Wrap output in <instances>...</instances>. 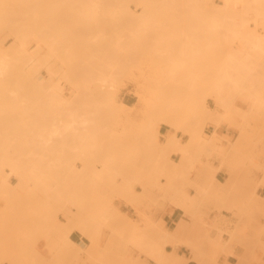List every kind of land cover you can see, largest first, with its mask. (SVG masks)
I'll list each match as a JSON object with an SVG mask.
<instances>
[{
    "label": "rangeland",
    "instance_id": "rangeland-1",
    "mask_svg": "<svg viewBox=\"0 0 264 264\" xmlns=\"http://www.w3.org/2000/svg\"><path fill=\"white\" fill-rule=\"evenodd\" d=\"M94 1L98 4L94 5L96 8L93 6L95 11L94 8L89 9L94 11L95 15L98 14L96 18L99 22L98 25L97 21L95 23L93 21V12H91V19L84 16L90 15L89 9L86 11V14L83 15L78 7V10L76 9L74 13L72 9L73 7H76L74 2H68L64 7L61 6L63 8H61L56 15V20H58V17L60 16H58V14H62V17H59L60 21L53 20V24L49 19H46L44 22L41 20H44L47 16H41L40 26H38L39 22L34 23L37 37L44 42L41 43L42 48L36 50L40 55L38 63L40 64L41 60H43V62L51 60L50 63L46 62L45 64H52L60 72V74L58 73V81L68 103L63 105H46L45 103L43 105L42 102L40 104L37 103L39 104L37 107L39 110L38 112L36 109L37 101L35 100L37 97L33 93V98L35 96V99H33L35 103L32 105L33 100L31 94H29L30 87L27 90L28 92L26 91V94L24 92V95L26 96L20 94V92L22 93L27 89H25V87H27L26 84L28 81L23 83L26 80V78H24L26 75L23 77L25 80L22 81V87L25 84L23 88L19 87L22 83L20 77H17L20 81L18 83L20 84L17 85L16 80H9V83L7 81V85L10 86L9 90L6 88L7 85L0 89V94L1 91H3V95L1 94L3 97L4 93L8 91L9 93L15 92L14 99H17L19 93V100H16V102L18 103L19 101V103L17 106L14 103V109L10 107L12 106L10 105L12 103H10L9 106L7 105L10 101L7 102V107L0 103L2 109L6 110L10 107L9 114L14 110L13 118L11 117L13 112L10 116L8 115L9 118L11 117L10 120L6 114L3 116L2 109H0V121H5L4 123L0 122V126L2 124V127H0L2 128L0 129V143L5 146L2 148L0 145L2 148H0V156L2 155L1 157H4L7 153L8 156H12V158L15 159L13 162L16 163V166H14L15 173L11 171L9 166H0V176H6L8 180L4 183V191L0 193V264H121V262L122 264H127V262L130 264H139L141 262L140 256L142 255L144 261L145 258H149L156 262L148 252L141 251L136 246L128 243L125 239L128 238L126 234L130 235L132 233L131 226L133 227L137 224L136 226L140 229H138L140 232L143 231L149 236L161 241V239H159L160 236L155 232L157 230L155 228L157 225L155 220L152 219L151 221L143 208L150 207L152 203L156 202L158 197L167 199L171 196L165 194L164 191L160 189L161 187L158 188V186L161 185V180H164V182L167 181L165 178L167 177V172H171L176 176L177 168L173 163V159L179 161V163L182 161L181 153H179L180 157L179 160H177L173 157L174 155H172L174 154L173 149L166 148L167 151L165 152L166 149L164 144L161 143L166 139L164 132L168 130L169 127L164 124L154 127L153 125H155V123H153V125L149 126L146 130L139 132L138 126L142 123L141 121L145 119V111H148L145 100L149 95L144 81L145 76L152 65L155 66V64H157L156 66H158V68L160 67V70L162 69L160 71L161 74L156 77V79H162L161 84L159 85L161 95H170L175 102L174 106H168V108H166L168 114L176 115V105L179 103L177 101H179V98H185V103H189V111L191 112L192 120L195 121L202 118L204 129L207 126L213 125L214 128L212 132H214L217 131V128L222 122H225L228 125L237 128L239 134L241 127L244 125L246 136L242 138L237 146L239 148L237 151L235 150L234 154L242 153L241 157H243L244 160L246 159L245 162L249 161L254 164L256 163L253 156L255 151H258L259 156L264 157V106L259 110H256V108L253 109L251 115L243 121L244 118L242 114L246 110L247 103L240 97H234V101L232 100L233 102L231 105H227L226 109H224L214 102L215 100L212 96H207L206 104L212 109V116L205 114V110L199 102L200 93L204 92V87L210 85L215 86L217 83L215 75L210 70L209 64L213 61L225 60L226 52L228 51V48L226 49V47L227 45L229 46L232 38L233 43H230L233 48L232 50L239 48L241 41L238 38L234 39L233 36L237 35V32L250 33L254 32V30L258 34H264V25H261L264 24V21H262L264 20V4H262L264 3V0H262L260 4L252 3V0H246L247 3L245 0H242L244 1L242 3L240 1L235 2L232 0L229 3L230 5L228 4L229 6L225 5L224 0H143L142 3H139V0H121L119 2L113 1L112 5L105 4L108 8L104 7L105 5L101 3L102 0ZM162 1H166L168 4H162ZM242 4L249 8H245ZM65 7L69 10V13L66 12V9V11L63 10ZM101 7L102 10H99ZM103 7L106 9H103ZM83 13L85 12L83 11ZM101 14L103 15V18ZM88 19L91 22L93 21L94 25L91 23L92 26H90L88 21H86ZM36 20H39V18ZM61 20L63 23L60 24ZM67 20L71 23L67 22ZM48 21L50 22L48 23ZM78 22H82L85 25L79 24ZM42 23L49 25L48 28L53 30H50L52 34L46 24L44 27ZM60 25H63L65 28L64 30L62 29V32ZM82 25L85 27L86 25L89 26L84 28ZM74 26L76 29L75 35L73 31ZM228 26H232L230 27V30ZM47 29L48 32H46ZM85 31L88 32V35H86ZM93 32L95 35L94 38L92 37ZM96 32H98L97 37ZM4 33H8V31H5ZM12 33L10 31V34H3L2 39H4L2 41L4 48L6 47L5 49H10V46L17 42L14 38V33ZM79 33L81 34L79 35ZM42 34L44 35L42 36ZM77 34L81 39L78 38L79 36H77ZM89 35L91 36L90 38H88ZM53 37L55 38L54 49L52 51L47 47L45 41L47 42L48 40L49 43V40L53 39ZM42 38H45L44 41ZM91 39H94L92 41L93 43L91 42ZM95 39L98 40L95 41ZM77 40L79 41L78 43ZM85 40L87 43H85L86 48H84L85 46L83 44ZM82 41L84 42L82 43ZM27 43L30 48L35 46L34 40H32L31 37L27 38ZM223 43L225 45H223ZM58 47L64 49V52L62 51L64 54L61 53V50L60 52L58 51ZM81 47L84 50H82ZM184 48L186 49L184 50ZM49 49L50 52L48 51ZM65 49L67 51H65ZM40 50H42V52ZM51 51L54 54L60 53V56H53ZM246 51L244 58L246 62L256 63L260 66L264 64V55H260L257 50L254 51L252 48H247ZM41 53H43V55H41ZM84 54L86 56H84ZM74 55L76 57H74L72 61ZM70 56L72 57L68 60L67 58ZM49 57L52 58L50 59ZM74 60L75 62H77V60L78 62L81 61V63L77 62V64H73ZM90 60L92 61L91 63L89 62ZM70 63H72V65ZM60 64L61 68L59 66ZM126 65L129 67L128 69ZM165 65L169 66V73L167 68H161L165 67ZM173 65H177L178 67ZM40 66L39 72L46 75V65H42L43 67ZM66 66H68V68ZM85 66H90V68L88 67L90 71ZM185 67L187 68L184 71ZM112 69H116V71L117 69L118 71L122 70L121 72L123 73L121 77L123 78V81L116 93L115 101L117 99V105L120 102H123L131 106L128 108L125 107L127 108L125 109L126 113L128 112L130 115V120L132 119V121L128 123V126L127 124L125 125V123H127V121H125L126 113L125 115L123 113L122 121H119L117 125L114 124L112 117L109 115L111 107L106 105L103 100L102 103L100 98V100H97L98 96L94 94L95 85L92 84L93 82L91 81L92 75L95 76L98 73H107ZM188 70L193 73L190 75ZM59 75H61V77ZM11 76L16 77L17 75ZM90 76L91 79L89 78V80L88 77ZM84 77L85 80L83 79ZM181 79H186L187 81H181ZM30 80L31 79H29V81ZM87 80H89V84ZM15 81L16 84L14 83ZM228 81L230 80H224L223 83L231 89V81ZM30 82H33V79ZM85 83L88 84V87L85 86ZM16 86L22 89V91H20L19 88L18 90ZM33 87L35 88V86ZM151 87L155 88V85L152 83ZM79 88L80 90L78 92ZM83 92L85 97L83 96ZM9 93L7 98H9ZM10 95L13 97V94ZM27 95L31 97L32 101L28 99L29 97L25 98ZM90 96L92 97L91 100ZM22 97H24L23 100ZM83 98L88 99L81 101ZM25 99L28 100V105L26 104L27 102L25 103ZM196 99H198V102H196ZM0 100H3V98H0ZM6 101L7 100L4 98L3 103L5 104ZM87 101L89 102L88 104H86ZM38 102H40L39 99ZM79 103H81V105ZM29 105H31V107H29ZM105 105L106 107H104ZM23 106H27V108ZM59 106H61V108ZM97 106L102 108L105 112L101 111L99 108L100 112ZM30 108L32 113L29 111ZM104 108L107 109L105 110ZM25 109L29 110H26L27 112H25ZM43 111L44 115L42 116ZM74 111H77L76 116L78 119L76 118ZM222 111L227 113V115L225 113L222 115ZM15 112H17V114H15ZM71 112H74L75 122L73 119L72 121L70 119L71 115L68 113ZM26 113H28L29 116ZM79 113H82V115L84 114V116L79 118ZM21 115L22 117L25 116L22 118ZM160 118H162V116ZM68 119L70 120L71 125L68 122ZM11 121L13 122V125ZM53 121H55V125L58 127L62 123V127H59V130L57 128L59 131H56L57 134L55 133L54 135H51L50 130ZM56 121L58 122L57 124ZM6 123L9 124V127ZM72 124L74 126H72ZM124 125L125 127H128L126 133L123 132L125 129L123 127ZM49 126L50 128H48ZM78 126H81V129L75 128ZM109 126L115 128V136L108 131ZM7 127L8 129H6ZM9 128L11 131H9ZM39 128H41V130ZM90 128H92L91 131H89ZM97 128H99L98 131ZM68 129L71 133L75 129V132L71 134L67 131ZM45 130L48 131L45 133ZM100 130L101 132H99ZM78 131L80 132L78 133ZM176 132L180 141L183 142L187 136L181 130ZM12 133H14V138L10 136ZM41 134H43L45 138L48 135V139L50 138L49 140L51 141L47 142L48 140H45V138L43 139ZM77 134H79V136H77ZM152 134L155 135L153 138ZM35 135L38 136L37 141ZM237 137L234 141L229 142V145L227 146L222 141V135L217 131L214 135L215 139H219L217 145L210 140L209 142H206L204 152L200 154V158L195 162L202 163L203 157L209 158L212 155L224 157L227 154H233L232 145ZM41 141L43 143L45 142L42 148L41 146L43 143H41ZM5 142H7V144ZM197 150L198 149H193L192 152L197 153ZM1 151L4 152L2 153ZM156 158L158 159L156 160ZM155 160H159L158 162L160 165ZM207 162L209 161H205V165L209 167V174L213 177L215 168H213L210 162ZM163 163L165 164L163 165ZM151 164H153V166H151ZM258 165L262 166L264 163L260 162ZM155 167L158 168V170ZM160 168L161 170L163 168V172L161 170L159 171ZM193 168L194 167H192V169ZM178 169L182 171L181 167ZM146 177L149 180H146ZM176 177H178V175ZM142 179L145 181H142ZM187 184L188 183L185 184V189ZM135 186L141 187L142 191L135 190ZM133 188L136 192L132 190L131 195L129 189ZM133 191L135 194H133ZM237 191L240 192L241 190L239 189ZM237 191L234 196L237 195V199L239 198L243 200L240 204V206H242L244 203L242 209L243 212L247 210L251 211L250 205L246 202L247 199L249 202H253V197H249L250 194L248 192L250 191L246 192V190H243L240 193ZM151 192H155L157 196L155 195L154 197H151ZM243 192H246L247 195ZM136 193L138 194L137 196H135ZM142 194L146 199L143 198L144 196L142 197ZM241 194L243 197L239 196ZM215 198L218 201H225L222 194H219V197L218 195L215 196ZM108 200L109 202H107ZM115 200H123L132 205L135 214L139 219L131 220L118 208L115 212L116 206L115 204L113 205ZM140 204H144V207H139ZM111 205H113L115 209L112 208ZM221 205L224 206V204H217L218 207ZM232 206L239 205L235 204ZM118 210L119 213L121 212L120 216ZM127 217L134 225L130 224L129 220H127L128 222L126 221L125 218ZM152 223L155 224L153 225ZM243 225L236 226L232 231L226 230L230 234L228 237L229 241L234 238L235 232H240L242 230L244 227ZM153 227L156 230H154ZM255 228V230L259 232V236H264V224L261 225L258 221V225ZM129 229L131 233L129 232ZM73 230H77L87 239V242L80 244L71 239L70 233ZM125 231L128 232L124 233ZM219 232L220 233L216 235L217 237H212L209 240L211 241V244L212 239L215 240V238H217L216 240H220L219 242L221 243L222 237L220 235L222 233L221 231ZM180 241L181 240H167L161 242L164 246H174L173 244H179ZM181 242L183 243V241ZM212 245L214 246V244ZM43 248H46V250H43ZM165 259L166 263L169 257H166ZM180 259H183V256H181ZM200 264L207 263L200 262Z\"/></svg>",
    "mask_w": 264,
    "mask_h": 264
},
{
    "label": "bare ground",
    "instance_id": "bare-ground-1",
    "mask_svg": "<svg viewBox=\"0 0 264 264\" xmlns=\"http://www.w3.org/2000/svg\"><path fill=\"white\" fill-rule=\"evenodd\" d=\"M113 1H115V2H119V1H121V0H102L101 1V3H103L104 5L105 4H109V5H112V3H113ZM232 0H224V3H225V5H228L230 2H231ZM235 2L236 1H240L241 3L242 2H244V1H242V0H234ZM233 1V2H234ZM248 1V0H247ZM68 2H74L75 4L74 5H76V7H73L72 9H73V11H74V13H75V11H76V9L78 10V7L80 8V11H82V14L84 15V14H86V11L89 9V8H91V9H93L95 6L94 5H98L97 4V2L96 1H94V0H0V89H2V87H5V85H7L8 83H9V80L10 81H14V80H16L17 81V85L18 84H20V83H18V82H20L19 81V79L17 78V77H20V80H21V83H22V81H24L25 79H23V77L24 78H26V80L23 82V83H25L26 81H28L27 82V84H26V86L27 87H25V91H23L22 93L20 92V94H22V96H26V95H24V92H25V94H26V91L29 89V87H30V91H29V94H31V97H32V100L33 99H35V96L37 97L35 100L37 101L36 102V105H34V106H36V109L38 110V105L42 102V104L44 105V103L47 105V104H60V105H63V104H66V103H68L67 102V99L64 97V92H63V89L61 88V86H60V83H59V81H58V73L60 74V72L57 70V68L55 67V66H53L52 64H45L46 62H51V60H49V61H44L43 62V60H41L40 61V64L38 63L39 61L38 60H40V55H39V52H36V50H39V48H42V45H41V43H44V42H42V40L41 39H39L38 37H37V33H36V28H35V22H39V25L38 26H40V24H41V22H40V18H41V16L43 17V16H47V18L45 17V19L44 20H41V21H44L45 22V20L47 19H49L52 23L54 22L53 20H55V21H60V18L62 17L61 15L62 14H58V16L60 17H58V20H56V15H57V13H58V11L61 9V8H63L64 7V5L66 4V3H68ZM143 2V0H139V3H142ZM234 2V3H235ZM245 2H246V0H245ZM262 2V0H252V3H256V4H260ZM168 4L166 1L164 2V1H162V4ZM240 3V4H241ZM247 3V2H246ZM169 4H171V3H169ZM176 4V3H175ZM262 4H264V3H262ZM173 5V4H172ZM230 5V4H229ZM228 5V6H229ZM242 5H244V4H242ZM61 6H63V7H61ZM94 6V7H93ZM245 6V8H249V7H247L246 5H244ZM249 6V5H248ZM262 6V5H261ZM104 7H106V8H108V6H104ZM103 7V9H106V8H104ZM87 8V9H86ZM96 8V7H95ZM95 8H94V11H95ZM66 9V7L63 9V10H65ZM91 9H89V11H90V15L88 16V15H84V16H86V17H89L90 19L93 17V21H94V23L97 21V15H95L94 13V11H92ZM98 9V8H97ZM62 10V11H63ZM67 10V9H66ZM65 10V11H66ZM99 10H102V7H101V9H99ZM65 11H63V12H65ZM72 11V10H71ZM83 11L85 12V13H83ZM97 11V10H96ZM67 13H69V10H67L66 11ZM65 12V13H66ZM79 12V11H78ZM91 12H93L92 13V17H91ZM62 13V12H61ZM71 13V12H70ZM94 15H95V17H94ZM101 16H102V18H103V15L101 14ZM86 17H85V19H86ZM39 18V20H36V19H38ZM63 18H64V16H63ZM108 18V17H107ZM98 20H99V17H98ZM104 20V19H103ZM50 21H48V23L50 22ZM64 21V20H63ZM77 21V20H76ZM86 21H88V24L90 25V26H92L91 25V23L93 24V21L91 22V21H89V19L88 20H86ZM109 21V20H108ZM244 21V20H243ZM262 21H264V20H262ZM67 22H69L68 20H67ZM74 22V21H73ZM46 23H47V21H46ZM45 23V24H46ZM61 23H63L62 22V20H61V22H60V24ZM69 23H71V22H69ZM79 24H84V23H82V22H78ZM98 21H97V25H98ZM244 23V22H243ZM242 23V24H243ZM43 24V23H42ZM45 24H43V26L45 27ZM54 24V23H53ZM58 25V24H57ZM64 25H65V23H64ZM85 25V24H84ZM84 25H82L84 28H87V26H89V25H86V27L84 26ZM94 25V24H93ZM97 25H96V27H97ZM261 25H264V24H261ZM42 26V27H43ZM46 26H47V28L49 27V25L48 24H46ZM61 27H60V29H61V32H62V29L64 30L65 28L63 27V25H60ZM77 26H79V25H77ZM226 26V25H225ZM57 27V26H56ZM229 27V26H228ZM230 27H232V26H230ZM230 27H229V30H230ZM234 27H236V26H234ZM79 28V27H78ZM93 28V27H92ZM226 28V27H225ZM43 29H45V28H43ZM49 29V31L50 30H52V29H50V28H48ZM48 29H47V31L46 32H48ZM95 29V28H94ZM233 29V28H232ZM76 29H75V26H74V35H75V31ZM85 30V29H84ZM92 30V29H91ZM235 30V29H234ZM5 31H8V33H4ZM10 31H11V33L13 32L14 33V38L17 40V42H16V44H14V45H11L10 46V49L9 48H7V49H5L4 48V46H3V39H2V37H3V34H10ZM53 31V30H52ZM55 31V30H54ZM94 31V30H93ZM44 32H45V30H44ZM61 32L59 31V33L61 34ZM79 32H80V30H79ZM86 32V31H85ZM12 33V34H13ZM50 33H51V31H50ZM63 33L65 34V32L63 31ZM238 33H239V35H238ZM244 33V34H243ZM243 33H240V32H237V35H232L233 37H234V39L235 38H238L240 41H241V44H240V46H239V48L237 49H235V50H232L233 48H232V46L230 45V43L232 42L233 43V38H232V40H231V42L229 43V46L227 45V47H226V49L228 50L226 53V58H225V60H223V61H213L212 63H210L209 64V66H210V70H211V72L215 75V78H216V80H217V83L215 84V86L213 85V86H205L204 87V92L203 93H200V97H199V102H200V105L201 106H203V108H204V110H205V114L206 115H208V116H212V114H213V111H212V109H210L208 106H207V104H206V100H207V96H212L213 97V99L215 100L214 102H216L221 108H224V109H226V106L227 105H231V103L234 101V97H240L241 99H243L246 103H247V107H246V110L244 111V113L242 114L243 115V121L244 120H246L247 119V117H249L250 115H251V112H252V110L253 109H255L256 108V110H259V109H261L262 108V106H264V64H262L261 66L260 65H258V64H256V63H248V62H246L245 60H244V58H245V52H247L246 51V49L247 48H252V49H254V51L255 50H257L258 52H259V54L260 55H264V43H262V42H264V34H258L255 30H254V32H243ZM52 34V33H51ZM58 34V33H57ZM59 34V35H60ZM81 33H79V35H80ZM89 34H90V32H89ZM97 34H98V32H96V37H97ZM236 34V33H235ZM44 34H42V36H43ZM78 34H77V36H79ZM86 35H88V32H86ZM225 35H227L226 33H225ZM9 36V35H8ZM62 36H63V34H62ZM62 36H59V37H62ZM65 36V35H64ZM83 36V35H82ZM101 36V35H100ZM216 36V35H215ZM28 37H31L32 38V40H34V43H35V46L33 47V48H30L29 46H28V43H27V38ZM75 37V36H74ZM91 36L89 35L88 36V38H90ZM93 38L95 37V35H94V32H93V36H92ZM99 37V36H98ZM222 37V36H221ZM227 37H228V35H227ZM52 38V37H51ZM54 38L55 37H53V39H50L49 40V43H48V40H47V42L45 41V44H47V47H49L52 51H53V47H54ZM68 38V37H67ZM77 38V37H76ZM78 38H80V36L78 37ZM77 38V39H78ZM84 38V37H83ZM82 38V39H83ZM87 38V39H88ZM103 38V37H102ZM6 39V38H5ZM43 39V41H44V39L45 38H42ZM64 39V38H63ZM81 39V38H80ZM86 39V38H85ZM218 39H219V37H218ZM228 39H230V38H228ZM228 39H227V41H228ZM66 40V39H65ZM94 40V39H93ZM92 39H91V42L93 41ZM96 40H98V39H95V41ZM88 41H89V39H88ZM94 41V42H95ZM67 42V41H66ZM79 41L77 40V43H78ZM81 42V41H80ZM84 41H82V43H83ZM224 42V41H223ZM86 43V40H85V42L83 43L84 44V46L87 44H85ZM93 43V42H92ZM89 44V43H88ZM226 44H227V42H226ZM64 45V44H63ZM70 45V44H69ZM68 45V46H69ZM223 45H225L224 43H223ZM84 46H82V47H84ZM88 46V45H87ZM92 46V45H91ZM65 47H67V46H65ZM81 47V49L82 50H84L83 48ZM238 47V46H237ZM59 48V47H58ZM69 48H71V47H69ZM68 48V49H69ZM76 48V47H75ZM84 48H86V46L84 47ZM186 48H188V47H186ZM186 48H184V50L186 49ZM190 48V47H189ZM50 49L48 50L49 52H50ZM63 49V48H62ZM62 49H58V51L60 52V50H61V53L62 54H64L63 52H64V49L62 50ZM73 49V48H72ZM87 49H89V48H87ZM47 50V49H46ZM183 50V52L185 53V51ZM196 50V49H195ZM41 52H42V50H40ZM45 51V50H44ZM48 51H47V53H48ZM51 51V53L53 54V56L54 55H57V56H60V53L59 54H54L53 52ZM63 51V52H62ZM65 51H67L66 49H65ZM79 51H80V49H79ZM190 51V50H189ZM194 51V50H193ZM197 51V50H196ZM83 52H85V51H83ZM192 52V51H191ZM190 52V53H191ZM44 53V52H43ZM43 53H41V55H43ZM72 53V52H71ZM86 53V52H85ZM194 53H195V51H194ZM75 54V53H74ZM49 55V54H48ZM52 56V55H51ZM52 56V57H53ZM56 56V57H57ZM81 56H83V55H81ZM84 56H86L85 54H84ZM42 57V56H41ZM52 57H49L50 59L52 58ZM62 57V56H61ZM71 57L72 56H70V57H68L67 59L69 60V59H71ZM74 57H76L75 55L72 57V61H73V59H74ZM79 57V56H78ZM46 58V57H45ZM44 58V59H45ZM41 59H43V58H41ZM61 59V58H60ZM77 59V58H76ZM62 61H64V60H62ZM71 62V61H70ZM77 62H78V60H77ZM77 62H75V60H74V63L73 64H77ZM83 62V61H82ZM90 63L92 62L91 60L89 61ZM88 62V63H89ZM78 63H81V61L80 62H78ZM46 65V75H44V74H42L41 72H39V66L40 65ZM71 65H72V63H70ZM85 64V63H84ZM117 64V63H116ZM41 65V66H42ZM86 65V64H85ZM157 64H155V66L154 65H152L151 66V68H150V70H149V72L147 73V75L145 76V81H144V83H145V85H146V87H147V92H148V97L146 98V104H147V108H148V111L146 110L145 111V119L143 120V121H141L142 123L138 126V128H139V132L140 131H144V130H146L147 128H149V126H152L153 125V123H155V125H153L154 127L155 126H159V125H162V124H164L165 126H167V127H169V129L168 130H166L164 133H165V136H166V139H164V141L163 142H161V143H163L164 144V147H165V149L166 148H171V149H173V152L174 153H177V154H179V153H181L182 154V161H180V163H179V161H176V160H174L173 159V163L175 164V167L178 169V164H179V166H181V165H183L186 169H187V171H190L191 169H192V167H193V165H194V163H195V161L198 159V158H200V154H202L203 152H202V149H205V147L204 146H206V142H209V140L211 141V142H213V143H215V145H217V141H219V139L217 140V138L215 139L214 138V135H215V131L214 132H210L209 134H206L205 132H204V126H203V121H202V118L201 119H199V120H195V121H193L192 120V118H191V112L189 111V103H185V101H186V99L185 98H179V101H177V102H179L177 105H176V107H177V113H176V115H170V114H168L167 112H166V108H168V106H174L175 105V102L173 101V99H172V96H170V95H161V92H160V90H159V85L161 84V78H158V79H156V77L159 75V74H161L160 73V71L162 70H160V67L158 68V66H156ZM40 66V67H41ZM60 66V68H61V64L59 65ZM87 66V65H86ZM85 66V67H86ZM91 66H92V64H91ZM125 66V65H124ZM124 66H121V67H124ZM127 66V65H126ZM160 66V65H159ZM173 66H177V65H173ZM172 66V67H173ZM43 67V66H42ZM56 69H55V68ZM67 68H68V66H66ZM72 67V66H71ZM85 67H84V69H85ZM89 68H90V66H88ZM88 67H86V68H88ZM168 67L169 66H166L165 65V67H161V68H167V71H168ZM178 67V66H177ZM89 68H88V70H89ZM129 67L127 66V69H128ZM170 68H171V66H170ZM175 68V67H174ZM186 68L187 67H185V69H184V71L186 70ZM77 69V68H76ZM126 69V68H125ZM182 69H183V67H182ZM209 69V68H208ZM88 70H87V72H88ZM209 70V71H210ZM84 71V70H83ZM90 71V70H89ZM122 70H119L118 71V69H117V71H116V69L115 70H111L110 72H105V73H98L97 75H95V76H93L92 75V79H91V76L90 77H88V79L90 78L91 79V81L93 82L92 84H94L95 85V93L94 94H96L97 96H98V98H97V100H100L101 99V101L103 100L104 101V103L106 104V105H108L109 107H111L110 109V113H109V115H110V117H112V119H113V122H114V124H116L117 125V123L119 122V121H122L121 119L123 118V113H124V115H125V113H126V111H125V109H127L128 107H131V106H128L127 104H125V103H123V102H120L118 105H117V99H116V101H115V96H116V93H117V91H118V89H119V87H120V85H121V82L123 81L122 79L123 78H121L122 77V72H121ZM129 71V70H128ZM22 72V73H21ZM25 74H24V73ZM87 72H86V74H87ZM187 72V71H186ZM20 73H21V76H20ZM127 73H129V72H127ZM168 73H169V71H168ZM188 73L191 75V73H193L192 71L191 72H189V70H188ZM90 74V73H89ZM172 74V73H171ZM11 75H17L16 77H12ZM61 75H62V72H61ZM61 75H59L60 77H61ZM127 75V74H126ZM125 75V76H126ZM173 75V74H172ZM171 75V76H172ZM87 76V75H86ZM182 76H183V74H182ZM187 76V75H186ZM30 77V78H29ZM185 78V77H184ZM23 79V80H22ZM29 79H33V82H30L29 81ZM84 80H85V77L83 78ZM89 79V80H90ZM89 80H87V82L89 81ZM224 80H230L231 81V89H229L226 85H225V83H223V81ZM7 81H8V83H7ZM16 81L14 82L15 84H16ZM79 81H81V80H79ZM181 81H187L186 79H181ZM230 81H228V82H230ZM12 83V82H11ZM14 83H13V85H14ZM23 83L21 84V86L19 85V87H22V85H23ZM33 84V86H35V88L32 86V84ZM37 85H36V84ZM154 84L155 85V88H152L151 87V84ZM77 84V83H76ZM86 84V83H85ZM88 84H89V82H88ZM88 84H86L85 86H87ZM30 85V86H29ZM79 85H80V83H79ZM24 86H25V84H24ZM23 86V87H24ZM37 86V87H36ZM9 87L10 86H6V88H8V90H9ZM17 87V89L19 88L18 86H16ZM22 87V88H23ZM88 87V86H87ZM32 88V89H31ZM20 89V88H19ZM18 89V90H19ZM37 89V90H36ZM84 89V88H83ZM13 90H14V87H13ZM79 90H80V88L78 89V92H79ZM90 90H91V88H90ZM201 90V89H200ZM15 91H16V89H15ZM20 91H22V89H20ZM34 91V92H33ZM37 91V92H36ZM87 91V90H86ZM89 91V90H88ZM28 92V91H27ZM32 92V93H31ZM84 92H85V90H84ZM84 92H83V96L85 95L84 94ZM92 92V91H91ZM3 93V91H1V94ZM8 91L7 92H5L4 93V97L3 96H1V94H0V98L2 99L3 98V100H4V98L7 100L6 101V103L4 104L3 103V100H0V103H2V105H4V106H6V104H7V102L8 101H10V102H8V106H9V104L10 103H12V104H10V105H12V106H10L12 109H14L15 108V104H16V106L18 105V103H19V101H18V103L16 102V100L19 98V93H18V95H17V99L15 98L14 99V94H16L15 92H10L9 93V98H7V95H8ZM33 93H34V98H33ZM10 94H13V97H11V95ZM28 94V93H27ZM88 94V93H87ZM3 95V94H2ZM5 95H6V97H5ZM81 96V95H80ZM94 96V95H93ZM21 97V96H20ZM29 97V98H28ZM31 97L30 96H28L27 95V97H25V98H28V99H30L31 100ZM78 97V96H77ZM85 97V96H84ZM91 97V96H90ZM90 97H88V98H90ZM23 98L24 97H22V100H23ZM81 98V97H80ZM87 98V99H88ZM100 98V99H99ZM11 99H13V100H11ZM38 99L40 100V102H38ZM86 98L84 99H81V101H83V100H87ZM92 99V97L90 98V100ZM95 99H96V97H95ZM19 100V99H18ZM20 100H21V98H20ZM27 99H25V103L28 105V100L26 101ZM31 100V101H32ZM90 100H89V102H90ZM233 100V101H232ZM2 101V102H1ZM12 101V102H11ZM14 101V102H13ZM96 101V100H95ZM101 101H100V103H101ZM103 101H102V103H103ZM188 101V100H187ZM21 102V101H20ZM78 102V101H77ZM88 101H87V103L86 104H88L89 103ZM97 102V101H96ZM196 102H198V99H196ZM15 103V104H14ZM22 103V102H21ZM33 103H35V101L33 100L32 101V105H33ZM37 103H39V104H37ZM83 103V102H82ZM85 103V102H84ZM100 103H99V105H100ZM30 104V103H29ZM80 105H81V103H79ZM13 105H14V108H13ZM20 105V104H19ZM106 105L104 106V107H106ZM116 105H117V107H116ZM186 105V106H185ZM217 105V106H218ZM52 106V105H51ZM84 106V105H83ZM94 106V105H93ZM101 106H102V104H101ZM7 107V106H6ZM10 107H8L6 110L5 109H2V107H0V109H2V112H3V116H5V114H6V116L8 117V115L10 116V114L14 111H11V113L9 114V112H10V110H9V108ZM23 107H26L27 108V106H23ZM29 107H31V105H29ZM33 107V106H32ZM47 107V106H46ZM48 107H49V105H48ZM53 107V106H52ZM60 108H61V106H59ZM90 107H91V105H90ZM89 107V108H90ZM98 107V110L100 111V109H101V111H104V110H102V108H100L99 106H97ZM112 107H115V108H112ZM125 107H127V108H125ZM236 107V106H235ZM234 107V108H235ZM18 108H19V106H18ZM51 108V107H50ZM88 108V109H89ZM93 108V107H92ZM100 108V109H99ZM91 109V108H90ZM105 110L107 109V108H104ZM216 109V108H215ZM27 109H25V112H27L26 111ZM41 110V109H40ZM43 110V109H42ZM52 110V109H51ZM75 110V109H74ZM79 110V109H78ZM236 110V109H235ZM242 110V109H241ZM30 112H31V108H30V110H29ZM34 111V110H33ZM48 111H49V108H48ZM86 111H87V108H86ZM93 111H94V109H93ZM100 111V112H101ZM215 111V110H214ZM230 111V110H229ZM5 112V113H4ZM38 112H39V110H38ZM37 112V113H38ZM51 112V111H50ZM50 112H49V115H50ZM75 112V116H76V112L77 111H74ZM74 112H71V113H68L69 115H71L70 116V119H71V121H72V119H73V121L75 122V116H74ZM105 112V111H104ZM8 113V114H7ZM32 113V112H31ZM35 113V112H34ZM42 113V112H41ZM89 113V112H88ZM87 113V114H88ZM96 113V112H95ZM106 113H107V111H106ZM224 113L225 112H221V114L222 115H224ZM13 114H14V112L11 114V117L13 118L14 116H13ZM15 114H17V112H15ZM28 116H29V114L28 113H26ZM53 114V113H52ZM78 114V113H77ZM101 114V113H100ZM226 115H227V113H225ZM37 115V114H36ZM39 115H41V114H39ZM44 115V111H43V113H42V116ZM55 115V114H54ZM79 115L80 116H78L79 118L82 116H84V114L82 115V113L80 114L79 113ZM93 115V114H92ZM91 115V116H92ZM103 115V114H102ZM25 116V115H24ZM23 116V117H24ZM41 116V117H42ZM87 116V115H86ZM107 116V115H106ZM162 116V118H160ZM10 117V118H11ZM21 117H22V115H21ZM22 117V118H23ZM37 117V116H36ZM35 117V118H36ZM72 117V118H71ZM125 117V116H124ZM214 117V116H213ZM227 117V116H226ZM0 118H1V116H0ZM5 119H7L6 117H4ZM9 118V117H8ZM9 118V119H10ZM34 118V119H35ZM46 118V117H45ZM67 118V117H66ZM69 118V117H68ZM76 118H77V116H76ZM86 118V117H85ZM126 120L125 121H127V123H125V125L127 124V126H128V123H130V121H132V119L130 120V115H129V113L127 112L126 113ZM124 118V119H125ZM27 119H29V118H27ZM54 119V118H53ZM78 119V118H77ZM76 119V120H77ZM260 119H261V117H260ZM11 120V119H10ZM32 120V119H31ZM46 120V119H45ZM59 120V119H58ZM69 120V119H68ZM106 120V119H105ZM16 121V120H15ZM36 121V120H35ZM1 123H4L5 121L3 120V122L2 121H0ZM12 122V121H11ZM37 122V121H36ZM40 122V121H39ZM69 123H70V120L68 121ZM79 122V121H78ZM41 123V122H40ZM52 123V122H51ZM53 123H54V125H53ZM53 123L51 124L52 125V127H51V130H50V133H51V135L53 134H55L56 133V131H58L59 130V127H62L61 125H62V123H61V125H59V127L58 126H56L55 125V121H53ZM58 122L56 121V124H57ZM77 123V122H76ZM247 123V122H246ZM7 125H8V127H9V124H10V122H9V124L8 123H6ZM14 124H15V122H14ZM68 124V123H67ZM67 124H66V126H67ZM74 124V123H73ZM72 124V126H74ZM132 124V123H131ZM157 124V125H156ZM242 124V123H241ZM6 125V126H7ZM12 125H13V122H12ZM41 125V124H40ZM40 125H38V126H40ZM63 125H64V122H63ZM70 125H71V123H70ZM69 125V126H70ZM104 125V124H103ZM125 125L123 126L125 129H124V133H126V131L128 130L127 128L128 127H125ZM242 126V125H241ZM0 127H2V124H1V126ZM8 127L6 128V129H8ZM71 127V126H70ZM81 127V126H80ZM79 126L78 127H75L76 129H81ZM85 127V126H84ZM87 127V126H86ZM99 127H101V126H99ZM110 127V128H109ZM108 127V131L110 132V134L112 133V134H114V136H115V128L113 127V126H109ZM14 128V127H13ZM12 128V129H13ZM45 128V127H44ZM44 128H42V129H44ZM48 128H50V126L48 127ZM48 128H46V129H48ZM57 128H58V130H57ZM65 128V127H64ZM69 128V127H68ZM106 128V127H105ZM137 128V129H138ZM0 129H2V128H0ZM10 129V128H9ZM40 130H41V128H39ZM91 129L92 128H90V130L89 131H91ZM104 129V128H103ZM244 129H245V127H244V125L241 127V129H240V133L238 134V137H237V139H236V141L233 143V145H232V151H233V154H234V152H235V150L237 151L238 150V148L239 147H237L238 146V144L240 143V141L242 140V138H244L245 136H246V131H244ZM84 130V129H83ZM82 130V131H83ZM94 130V129H93ZM99 130V128H97V131ZM178 130H181L182 132H184L186 135H188L187 136V138L182 142V141H180V139L178 138V136L176 135V131H178ZM9 131H11V129L9 130ZM48 131V130H47ZM46 130H45V133L47 132ZM69 133H71L70 131H69V129L67 130ZM4 132V131H3ZM37 132H39V131H37ZM59 132V131H58ZM73 132H75V129L73 130ZM72 132V133H73ZM80 131H78V133H79ZM88 132V131H87ZM99 132H101V130L99 131ZM106 132V131H105ZM108 132V133H109ZM9 133V132H8ZM11 133V132H10ZM36 133V132H35ZM40 133V132H39ZM43 133V132H42ZM62 133V132H61ZM64 133V132H63ZM71 133V134H72ZM84 133V132H83ZM95 133V132H94ZM6 134V133H5ZM13 134L14 133H12V135H10V136H12V138H14L13 137ZM17 134V133H16ZM57 134V133H56ZM88 134V133H87ZM117 134V133H116ZM8 135V136H9ZM65 135V134H64ZM36 136V135H35ZM43 136V139L45 138L44 137V135L43 134H41V137ZM49 136H50V134H49ZM71 136V135H70ZM74 136V135H73ZM72 136V137H73ZM77 136H79V134H77ZM155 135L154 134H152V138L154 137ZM248 136V135H247ZM250 136V135H249ZM6 137H7V135H6ZM37 137L38 136H36V141H37ZM51 137V136H50ZM57 137H58V135H57ZM62 137H63V134H62ZM216 137V136H215ZM251 137V136H250ZM40 138V137H39ZM47 138V139H46ZM46 138H45V140H48L47 142H50L51 140H49L48 139V135L46 136ZM68 138V137H67ZM0 139H1V135H0ZM52 139V138H51ZM54 139V138H53ZM4 140V139H3ZM6 140H7V138H6ZM41 140H42V138H41ZM153 141V140H152ZM244 141V140H243ZM3 142V141H2ZM8 142V141H7ZM7 142H5L6 144H7ZM11 142H12V140H11ZM155 142V141H154ZM41 143H43L42 141H41ZM45 143V142H44ZM44 143H43V145L41 146V148L44 146ZM220 143V142H219ZM245 143V142H244ZM10 144V143H9ZM52 144V143H51ZM0 145H1V143H0ZM46 145V144H45ZM92 145V144H91ZM125 145V144H124ZM154 145V144H153ZM123 146V145H122ZM219 146H220V144H219ZM218 146V147H219ZM1 147L2 148H4L5 146L2 144L1 145ZM0 147V148H1ZM11 147V146H10ZM47 147V146H46ZM163 147V146H162ZM221 147V146H220ZM1 148V149H2ZM9 148V147H8ZM12 148V147H11ZM10 148V149H11ZM161 148V147H160ZM230 148V147H229ZM40 149V148H39ZM47 149V148H46ZM48 149H49V147H48ZM193 149H198L197 151V153L195 152V153H193L192 152V150ZM162 150H163V148H162ZM4 151H5V149H4ZM3 151V152H4ZM167 151V149L165 150V152ZM212 151V150H211ZM2 152V151H1ZM2 152V153H3ZM11 152H12V150H11ZM164 152V153H165ZM239 152V151H238ZM218 153V152H217ZM170 154V153H169ZM169 154H168V156H169ZM241 155H242V153H240ZM237 155H238V153H237ZM2 156V155H1ZM0 156V166H9L10 168H11V171L13 172V173H15V167L14 166H16L15 164L16 163H14L13 161L15 160V159H13L12 158V156H8L7 155V153H6V156L4 155V157H1ZM236 156V155H235ZM249 156V155H248ZM239 157H240V155H239ZM235 158V157H234ZM250 158V157H249ZM158 158H156V160H157ZM241 159V158H240ZM251 159V158H250ZM155 160V161H156ZM246 160V159H245ZM159 161V160H158ZM158 161H156V162H158ZM235 161V160H234ZM237 161H238V158H237ZM240 161V160H239ZM242 161H244V160H242ZM165 162V161H164ZM223 162V161H222ZM228 162V161H227ZM159 163V162H158ZM172 163V164H173ZM207 163H209V162H207ZM229 163V162H228ZM237 163V162H236ZM155 164V163H154ZM165 163H163V165H164ZM174 164H173V166H174ZM232 164V163H231ZM230 164V165H231ZM150 165V164H149ZM159 165H160V163H159ZM162 165V164H161ZM228 165V164H227ZM232 165H234V164H232ZM231 165V167L230 166H228L229 168H232L233 166ZM151 166H153V164H151ZM155 166H157V165H155ZM170 166V165H169ZM159 167V166H158ZM212 167V166H211ZM210 167V168H211ZM156 168V167H155ZM214 168V167H213ZM157 170H158V168H156ZM156 169H154V170H156ZM161 170V168L159 169V171ZM162 172H163V168H162V170H161ZM214 171V170H213ZM166 172V171H165ZM176 173V172H175ZM168 174V175H167ZM146 175V174H145ZM157 175V174H156ZM141 176V175H140ZM166 176L167 177H165L166 179H167V181L164 183V184H161L160 186H158V188L159 187H161L160 189L162 190V191H164V193L165 194H167V195H171V196H173L174 195V192L176 191V189L174 188V187H172L173 185L172 184H174L173 183V181L174 180H176V176H177V174H176V176L174 175V174H172L171 172L170 173H166ZM157 177V176H156ZM141 178H142V176H141ZM147 178V177H146ZM210 181H211V179L213 178L212 177V175L211 174H209V176L207 177ZM110 179H112V178H110ZM165 179V180H166ZM146 180H149L148 178L146 179ZM155 180H157V179H155ZM8 180H7V177L6 176H0V193H2L3 191H4V183L5 182H7ZM142 181H145L144 179H142ZM213 181H214V178H213ZM212 182V181H211ZM217 184H218V181H217ZM219 185V184H218ZM127 187H128V185H127ZM126 187V188H127ZM243 189V188H242ZM249 189V188H248ZM124 190H126V189H124ZM130 191V193H131V195H132V190H134V188L133 189H129ZM217 190L218 189H215L214 187H212V188H210L209 189V191H208V189H206L205 190V193H204V195L205 196H207V194L208 195H213L214 197L215 196H217L218 194L216 193L217 192ZM250 190V189H249ZM248 190V191H249ZM252 190V191H251ZM250 190V192H248L250 195H249V197L251 196V198L253 197V199L254 200H257V198H258V196L255 194V190H253V189H251ZM70 191V190H69ZM135 191V190H134ZM134 191H133V194H135L134 193ZM244 191H245V189H244ZM86 192H87V190H86ZM100 192V191H99ZM184 192V191H183ZM238 192V191H237ZM240 192H242V190L240 191ZM240 192H238V193H240ZM246 192H247V189H246ZM246 192H243V193H245L246 194ZM252 192H254V193H252ZM84 193V192H83ZM138 193V192H137ZM136 193V195L135 196H137L138 194ZM145 193V192H144ZM149 193V192H148ZM242 193V194H243ZM252 193V194H251ZM68 194V193H67ZM70 194V193H69ZM82 194V193H81ZM88 194V193H87ZM96 194H97V192H96ZM162 194V193H161ZM160 194V195H161ZM182 194V196H181V198L183 197V199H185V201H186V199H187V193H180V195ZM242 194L241 195H239V196H242ZM72 195V194H71ZM95 195V194H94ZM99 195H100V193H99ZM111 195H112V193H111ZM244 195V194H243ZM247 195V194H246ZM81 196V195H80ZM101 196V195H100ZM109 196H110V194H109ZM144 195L142 194V197H143ZM237 196V195H236ZM235 196V197H236ZM66 197V196H65ZM125 197V196H124ZM129 197V196H128ZM141 197V198H142ZM218 197H219V195H218ZM243 197V196H242ZM83 198V197H82ZM144 199H146L145 198V196L143 197ZM232 198V197H231ZM241 198V197H240ZM244 198H247V197H244ZM67 199V198H66ZM72 199V198H71ZM108 199V198H107ZM106 199V200H107ZM110 199V198H109ZM137 199V198H136ZM235 199V198H234ZM239 199V198H238ZM104 200V199H103ZM126 200H128V199H126ZM131 200V199H130ZM246 200V199H245ZM262 200H264V199H262ZM140 201V200H139ZM188 201V200H187ZM250 201H252V200H250ZM86 202H87V200H86ZM107 202H109V200L107 201ZM239 202H241V201H239L238 200V203ZM255 202V201H254ZM90 203H91V201H90ZM136 203V202H135ZM256 203V202H255ZM254 203V204H255ZM240 204V203H239ZM244 204V203H243ZM243 204H242V206H240V208L242 207V209H243ZM261 204V203H260ZM229 205V204H228ZM235 205V204H234ZM252 205V204H251ZM256 205V204H255ZM112 206V208H114L115 209V207L113 206V205H111ZM238 206V207H239ZM183 207H184V209H185V212H190V209H191V206L190 205H188L187 203H184L183 204ZM233 207V206H232ZM245 207H246V205H245ZM254 207V206H253ZM90 208V207H89ZM235 208V207H234ZM248 208V207H247ZM255 208V207H254ZM257 208V207H256ZM241 209V210H242ZM92 210H93V208H92ZM246 210V209H245ZM114 211V210H113ZM117 211V208L115 209V212ZM118 213H119V210H118ZM121 213V212H120ZM119 213V216L121 215ZM241 213V212H240ZM122 215H124V214H122ZM125 216V215H124ZM123 216V217H124ZM122 217V218H123ZM126 217V216H125ZM128 218V217H127ZM127 218H125L126 219V221L127 220H129V218L127 219ZM130 221V220H129ZM128 222V221H127ZM132 221H130V224H133V223H131ZM153 224V223H152ZM155 224V223H154ZM153 224V225H154ZM134 225V224H133ZM137 224H135V226H133V228H132V226H131V229H132V233L130 232V229H129V232L131 233L130 235L129 234H126V236H128V238H125L127 241H128V243H130V244H132V245H134V246H136V247H139V249L140 248H142V247H140L141 246V244H145L148 240L147 239H151L150 237H145L143 234H138L137 232H138V229L139 228H137V226H136ZM148 225H149V223H148ZM242 225V224H241ZM127 226V225H126ZM152 226V225H151ZM217 226V225H216ZM244 226V225H243ZM238 227V226H237ZM47 228H48V226H47ZM127 228V227H126ZM129 228H130V226H129ZM155 228H157V229H160V225H156V227ZM49 229V228H48ZM151 229V228H150ZM153 229H154V227H153ZM140 230V229H139ZM149 230V229H148ZM259 231V230H258ZM262 231V230H261ZM261 231H260V233H261ZM111 232V231H110ZM126 232H128V231H125L124 233H126ZM226 232V231H225ZM234 232V231H233ZM239 232V231H238ZM245 233V232H244ZM257 234H259V232H257ZM257 234H256V236H257ZM116 235V234H115ZM230 235V234H229ZM245 235H246V233H245ZM221 236V235H220ZM217 237V236H216ZM222 237V236H221ZM242 237V236H241ZM247 237V236H246ZM259 237V236H258ZM117 238V237H116ZM220 238V237H219ZM217 238H215V240L214 239H212V244H214L215 246H219L220 245V240H216ZM239 239H240V236H239ZM230 240H231V238H230ZM236 241H237V238H236ZM126 242V241H125ZM227 242H229V241H227ZM239 242V241H238ZM243 242V241H242ZM250 242V241H249ZM262 242V241H261ZM260 242V243H261ZM185 243L187 244V245H189V246H191L192 248H194L193 246H192V244L191 243H189V242H187V241H185ZM251 243V242H250ZM259 243V244H260ZM230 244V243H229ZM106 245V244H105ZM232 245V244H231ZM243 245V244H242ZM261 245V244H260ZM260 247V246H259ZM245 249H246V247H245ZM121 250V249H120ZM159 252H161L160 250H159ZM165 253H167V251L166 250H164V252H162V254L164 255ZM101 254V253H100ZM107 254V253H106ZM169 254H170V252H169ZM161 255V254H160ZM109 256V255H108ZM111 256V255H110ZM256 256V255H255ZM104 258V257H103ZM109 258V257H108ZM110 259V258H109ZM261 260V259H260ZM125 261V260H124ZM125 263V262H124ZM141 263V262H140ZM139 263V264H140ZM121 264H122V262H121ZM127 264H130V263H128L127 262ZM132 264V263H131ZM138 264V263H137ZM143 264V263H142Z\"/></svg>",
    "mask_w": 264,
    "mask_h": 264
},
{
    "label": "crops",
    "instance_id": "crops-1",
    "mask_svg": "<svg viewBox=\"0 0 264 264\" xmlns=\"http://www.w3.org/2000/svg\"><path fill=\"white\" fill-rule=\"evenodd\" d=\"M213 128V125H210L204 131L210 133L213 131ZM217 131L222 135V141L227 146L238 135L237 128L225 122L220 124ZM217 131L215 132L217 133ZM204 147L206 148V146ZM204 150L202 149V152ZM172 155H174L175 159L179 160V154L174 153ZM241 156V154L237 155L235 153L227 154L224 157L217 155H212L209 158L203 157L202 163L195 162L194 168L190 171H187L183 165H178V168L181 167L182 171L176 170L178 177L173 181L174 184H172V187L176 189L174 195L167 199L158 197L156 202L152 203L148 208H143L144 204L139 205L148 214L151 221L153 219L157 225H160V229L156 228L157 230H154H156L155 232L160 236L159 239L162 242L167 240L183 241V243L181 241L179 244L177 243L178 245L164 246L161 241L138 230V234L151 238L147 239L148 241L145 244H141L140 247L142 248L140 250L148 252L156 260L155 262L153 259L145 258L144 261L142 255L140 256L141 263L200 264V262H203L207 264H264V236H259L255 230L258 221L259 224H264V200H262L264 199V165H258L260 162L264 163V157L259 156L258 151H255L253 156L256 163L254 164L249 161L245 162ZM205 161H209L215 168L213 172L214 181L212 178V182L207 178L210 170L205 165ZM230 164L233 166L232 168L228 167H231ZM161 181V184L165 183L164 180ZM186 183L188 184L185 189ZM212 187L218 189L216 193L218 195L222 194L225 201H218L213 195H204L205 190L208 189L209 191ZM248 188L250 190L255 189V194L258 196L257 200L253 199L256 205L253 202H249L248 199L246 201L250 205L251 211L247 210L243 212L240 206L232 207L234 204L240 205L243 202L242 199H237L234 196L235 192L239 189L242 191L247 189L248 191ZM135 190L142 191V188L135 186ZM183 191L188 195L186 201L183 197L181 198L182 194L180 195V193H184ZM155 195V192H151L150 194L151 197ZM238 200L241 201L239 202L240 204ZM184 203L191 206L190 212H185ZM114 204L116 208L125 213L131 220L139 219L135 214L134 207L126 201L115 200ZM217 204H224V206L218 207ZM241 224H244L242 230L235 232L234 238L229 241V232L226 230L232 231L236 226H242ZM219 231L222 233L221 243L219 246H213L209 240L218 235ZM70 238L80 244L87 242V239L77 230H73L70 233ZM185 241L191 243L194 248L187 245ZM260 241L262 242L260 243ZM137 248L139 249V247ZM43 250H46V248H43ZM164 250L167 253L163 255L162 252ZM181 256H183V259H180ZM166 257H169V259L165 263Z\"/></svg>",
    "mask_w": 264,
    "mask_h": 264
}]
</instances>
